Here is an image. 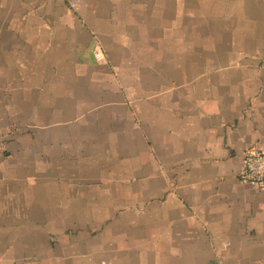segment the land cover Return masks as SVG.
<instances>
[{"label":"crops","instance_id":"obj_1","mask_svg":"<svg viewBox=\"0 0 264 264\" xmlns=\"http://www.w3.org/2000/svg\"><path fill=\"white\" fill-rule=\"evenodd\" d=\"M251 147L264 0H0V264H264Z\"/></svg>","mask_w":264,"mask_h":264},{"label":"built area","instance_id":"obj_2","mask_svg":"<svg viewBox=\"0 0 264 264\" xmlns=\"http://www.w3.org/2000/svg\"><path fill=\"white\" fill-rule=\"evenodd\" d=\"M95 57H103L100 51L95 52ZM242 181L252 182L264 186V150L258 147H251L243 153V167L239 172Z\"/></svg>","mask_w":264,"mask_h":264}]
</instances>
